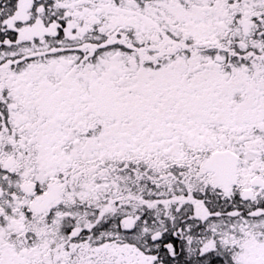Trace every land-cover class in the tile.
I'll list each match as a JSON object with an SVG mask.
<instances>
[{"label":"snow or ice","instance_id":"snow-or-ice-1","mask_svg":"<svg viewBox=\"0 0 264 264\" xmlns=\"http://www.w3.org/2000/svg\"><path fill=\"white\" fill-rule=\"evenodd\" d=\"M0 264H264V0H0Z\"/></svg>","mask_w":264,"mask_h":264}]
</instances>
